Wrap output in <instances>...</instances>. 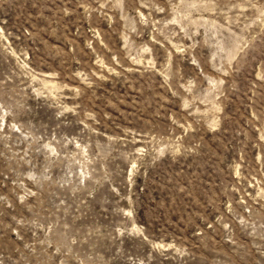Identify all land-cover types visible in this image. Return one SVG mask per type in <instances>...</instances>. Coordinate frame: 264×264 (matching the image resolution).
<instances>
[{
  "label": "rangeland",
  "instance_id": "1",
  "mask_svg": "<svg viewBox=\"0 0 264 264\" xmlns=\"http://www.w3.org/2000/svg\"><path fill=\"white\" fill-rule=\"evenodd\" d=\"M0 264H264V0H0Z\"/></svg>",
  "mask_w": 264,
  "mask_h": 264
}]
</instances>
